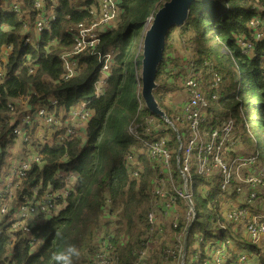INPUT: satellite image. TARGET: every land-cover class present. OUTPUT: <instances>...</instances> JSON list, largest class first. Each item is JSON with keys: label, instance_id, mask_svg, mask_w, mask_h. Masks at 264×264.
Masks as SVG:
<instances>
[{"label": "trees", "instance_id": "1", "mask_svg": "<svg viewBox=\"0 0 264 264\" xmlns=\"http://www.w3.org/2000/svg\"><path fill=\"white\" fill-rule=\"evenodd\" d=\"M35 1L22 0L20 16L0 9V54L6 47L11 48L7 59L0 62V175L12 163L11 147L15 144L16 149L24 152L26 160L31 161L30 169L16 189L18 202L33 201L31 190L34 187L41 195L49 186L54 191L60 190L64 185L63 178L58 176L60 172L74 173L76 181L73 191L57 200L49 217L33 219L32 238H24L23 232L14 229L12 222L4 225L0 222V264H54L52 255L69 245H75L80 251L79 257H73V264H92L97 251L93 241L101 227L105 234L113 235L109 240L115 249L117 264H132L140 256L142 243L150 230L147 208L155 201L151 192L159 173V166L151 160L146 144L158 139L165 141L170 152L172 180L164 179L166 188L174 193V188L182 184L176 169L178 142L174 131L160 117L142 107L140 96L136 94L115 113L105 137L104 129L121 95L133 37L140 35L148 20L169 0H119L118 24L100 34L95 50L77 57L79 69L68 82L60 81L63 68L59 55L71 50L72 34L77 26L93 20L84 9L96 2L75 6L77 0H58L55 20L41 35L40 43L37 47H25L23 22L27 19L33 24L35 21L38 15ZM263 6L264 0H194L183 26L173 27L167 34L164 54L174 43L179 55L173 57L178 58V62L168 67L163 55L156 76L157 89L153 92L159 108L172 119L178 109L176 93L181 92L185 79L181 83L180 78L190 61L185 50L194 60L198 83L207 76H218L221 81L218 98L208 100L199 133L221 129L230 120L239 149L230 152L227 161L232 164L237 156L257 155V164L250 173L253 175L264 174V40L255 41L249 23L254 18H264ZM51 41L54 45H50ZM240 41L252 43L248 54L241 52ZM108 54L116 55L108 85L105 94L95 99L94 84L100 75V59ZM134 78L133 74V82ZM160 93H167L171 108L163 104ZM24 95L31 96L32 103L53 97L59 101L64 114L72 106L88 105L93 116L87 125L85 140H76L65 130L54 131L50 138H37L27 145L13 138L7 105ZM130 127L137 136L129 133ZM186 128L183 124V128L178 129L183 141ZM32 154L39 160H31ZM129 157L133 161L128 160ZM180 158L182 167V155ZM190 163L189 190L196 219L187 235L185 264H193L188 259L190 248L196 251L195 264H204L205 260L212 263L211 249L222 240L228 242L227 264H238L239 256L248 253L258 256L261 264L263 255L245 239L243 223L225 218L228 211L249 206L246 198L241 199L236 194L237 180L233 178L222 192V178L217 168L211 167L210 174L200 175L194 160ZM134 169L138 170L136 176L132 174ZM199 186L202 198L197 193ZM16 200L12 201L9 213ZM176 202L178 209H184V200L178 198ZM5 203L0 196V208ZM187 225L183 215L177 228L154 237L141 264H180L181 248L178 259L166 258L163 252L164 247L179 244L178 238ZM113 259L114 255L111 261ZM248 264L254 262L250 259Z\"/></svg>", "mask_w": 264, "mask_h": 264}, {"label": "built area", "instance_id": "2", "mask_svg": "<svg viewBox=\"0 0 264 264\" xmlns=\"http://www.w3.org/2000/svg\"><path fill=\"white\" fill-rule=\"evenodd\" d=\"M53 1H35L34 8L38 15L33 24L27 19L23 22V46L37 47V44L40 43L41 35L49 30V26L55 20V17L52 13L46 14L44 6L51 4ZM90 1L92 0H77L75 6ZM95 2V5L84 9L93 20L89 24H79L77 26L71 50L59 56L63 68V73L60 77V81L62 82H68L76 75L79 69V62L76 61L75 56L84 50H95L99 42L100 34L107 27L116 26L115 24H118L120 20L117 9L119 0H95ZM0 5L5 7L10 13L17 14L18 16L21 15L22 0H0ZM249 26L253 31L255 41L264 40V18H254L250 21ZM51 43L54 42L51 41ZM239 46L241 52L244 54H248L252 49V43L245 41H240ZM10 49V47H6L1 52V63L7 59ZM185 53L188 54L186 50ZM115 57V54H108L101 57L102 66L100 75L94 84L95 99H99L105 94L110 76L111 63ZM190 59L191 61L185 73L184 84H182V90L176 93L177 106L180 110V118H177V120H181L183 124L187 122L190 125V140L184 152H182V146L180 145L179 154L183 157V166L181 167L180 162L179 165L176 163V169L178 170L182 184L174 188V193H170L166 189L164 178L171 181L172 171L170 167V152L165 146V141L160 139L146 144L151 160L159 166V173L154 181L151 192L155 197V201L147 208V220L150 225V230L142 243L143 248L140 256L132 264H141V261L146 256L147 250L152 247L153 238L162 234L165 230L177 228L178 221L184 215L188 225L185 232L178 238L179 244L164 247L166 250L163 252L166 258L178 259L181 248V264L184 240L186 239L187 241V235L190 230L187 232V229L191 225L194 212L196 213L193 201L189 202L183 191V182L186 181L190 193L188 172L191 168V160H194V165L200 175L210 174L211 167L218 169L220 177L222 178V192L226 190L233 178L237 180L238 186L236 188V194L241 199L246 198L249 206L228 211L225 214V218L234 222L243 223L245 239L252 247L261 251L263 255L261 264H264V174H250L253 167L257 164V155L254 154L237 156V159L234 161L236 164L228 163V154L239 149V142L236 144L232 135V122L230 120L221 129H215L211 133L206 131L199 133V126L205 116L208 100L218 98L217 91L221 81L219 77H215L207 81L205 85L198 83L195 79L196 70L194 60L192 57ZM29 72L32 73V69ZM0 76H2L1 67ZM1 81L2 79H0V83ZM31 99V96L24 95L11 100L7 105L8 115L11 117L10 133L13 138L27 145L35 141L43 131L49 135L46 138L48 139L54 131L65 130L70 136L76 138V140H85L87 125L93 116L88 105L79 104L72 106L64 114L59 108V101L53 97L37 100L33 103ZM129 133L137 136V133L131 127L129 128ZM197 150L198 154L196 156L195 153ZM22 153L24 152L22 151ZM20 155L22 156V154ZM30 159L35 161L39 160L33 154L30 156ZM130 159L129 157L128 160ZM130 161H133V159ZM30 165L31 161L26 159L18 162L12 161L10 164L3 181H6L5 186H2L5 192L1 198L6 200L2 211L5 212L7 203L17 199L16 189L19 187L20 181L25 178L26 173L30 169ZM246 173L249 174L245 175ZM132 174L136 176L138 170L134 169ZM184 174L186 178H183ZM58 176L63 178L64 182L60 190L54 191L49 186L45 193L41 195L39 189L34 187L31 190L34 198L33 201L20 203L16 200L14 202V206L10 212V215L14 219L12 225L18 224V227L14 229L23 232L24 238H32V223L35 217H49L55 209L57 200L65 198L69 192L73 191L76 175L70 172H60ZM178 198L184 200V209L177 208L176 200ZM222 229L225 230L224 227ZM227 243V241L222 240L214 246L210 252L212 263L205 260L204 264H227L229 261L226 247ZM96 245L97 251L93 254L92 264H113V261H111L113 254L109 249L105 245ZM257 254L260 256L259 252ZM250 259L254 264H260L259 257L251 253L241 254L238 258V264H248Z\"/></svg>", "mask_w": 264, "mask_h": 264}, {"label": "water", "instance_id": "3", "mask_svg": "<svg viewBox=\"0 0 264 264\" xmlns=\"http://www.w3.org/2000/svg\"><path fill=\"white\" fill-rule=\"evenodd\" d=\"M194 0H169L154 14L150 25L146 28L142 39V60L139 85L141 89V101L144 108L161 118L176 134L180 144L179 131L165 112L159 108L155 101L153 92L157 89L156 76L158 67L163 60L165 42L168 32L173 27H182L187 20L189 10ZM180 154H176V163L179 165ZM183 178H186L184 174ZM183 190L189 202H192L186 181L183 182ZM196 219L194 212L191 225ZM191 225L188 227L190 229ZM181 264H185L186 239L184 240Z\"/></svg>", "mask_w": 264, "mask_h": 264}, {"label": "rangeland", "instance_id": "4", "mask_svg": "<svg viewBox=\"0 0 264 264\" xmlns=\"http://www.w3.org/2000/svg\"><path fill=\"white\" fill-rule=\"evenodd\" d=\"M58 2H59L58 0H54L51 4H48V5L44 6V11L46 12V14L47 13L48 14L52 13V14H54V17H55V10L57 8ZM0 9H3L6 13H8L7 10L1 5H0ZM150 23H151V20H148V22L146 23L144 29L141 31L140 35H137V36L133 37L134 39H133V42H132V45H131V48H130V52H129L127 58H126V65H125V71H124V82L122 84L121 95L118 98L116 104L114 105V107L112 108V110L110 111V113H109V115L107 117L105 129H104V137L108 135L109 127L113 123L114 115H115L116 112L121 111V109L123 107V103L127 99H129L131 96H133V94H136V96H140V94H141L140 92H141L142 86L139 85V78H140V74H141L142 39H143L144 32H145L146 28L150 25ZM75 35H76V31L73 32V34H72V45L74 43ZM50 45H54V43H50ZM88 51L89 50H84L82 53L88 52ZM170 51L171 50H168L164 54V56H165V60H166V63L168 65V67L172 68L173 64L178 62V58L173 57L172 54L170 53ZM82 53H80L79 55L75 56V59H76L77 62H78L77 57L80 56ZM187 55L189 56V59L192 57V55L189 54V53ZM101 60L102 59H100L101 66H102V61ZM113 61H114V59H113ZM113 61L111 63V66L113 64ZM190 61H191V59H190ZM190 61H189V63H190ZM185 73H186V71L183 72L182 78H180L181 83L183 82V78H185ZM133 74L135 75L134 82H133ZM215 77H218V76L210 75V76L205 77L202 80L201 85H205L207 81H209L211 79H214ZM0 79H2V76H0ZM170 82H172V81H170ZM182 84H184V82ZM219 88H220V86H219ZM178 91H180V89ZM218 91H219V89H218ZM218 91H217V95H218ZM160 94L162 95L163 104H165L166 107L171 108L172 101L170 99H169L170 101L168 100L167 93H160ZM140 99H141V96H140ZM177 103H178V101L176 102L175 106H177ZM142 107H144L143 104H142ZM170 118H171V113H170ZM177 118H180V110L179 109L175 113H173L172 119H170V120L176 124V126H177L176 128L177 129H180V128L182 129L183 128V123L181 122V120H177ZM176 121H178L180 123H177ZM185 124L187 125V128L185 130V132H186L185 133V141H183L181 139L180 133H179L180 141H181L182 144L179 143V141H178V139L176 137L177 142H178L177 152L179 151V153H180V145L182 146V152H184L185 148L188 145L189 140H190V135H189L190 125L187 122H185ZM147 136H148V134H147ZM175 136H176V134H175ZM158 140H160V139H158ZM12 145H15V144H12ZM11 151H12V149H11ZM197 154H198V150L196 151L195 155L197 156ZM20 157H22V156L20 155ZM3 172L6 174L7 170H5ZM5 182L0 183V186H5ZM166 189H167L168 192H170L168 188H166ZM4 192L5 191L3 190V188L0 187V196H2ZM197 193H198V196L200 198L203 197V191H202L201 186H199L197 188ZM11 207H12V202H9V203L6 204L5 212L2 211L3 206H2V208H0V222L3 225L4 224H9L12 221H14L13 216L10 215V213H9ZM17 227H18V224H14L13 228H17ZM112 236H113L112 234L111 235L105 234L104 231H103V227H101L99 232L95 235L93 242H94V244H98L100 246L105 245L107 247V249H109V251L114 255L113 264H117L115 249H114L112 243L109 242V238H111ZM210 240H213V238H211ZM195 255H196V251L193 248H190L189 249V258L188 259L192 260L193 264H195V262H196V260L194 258Z\"/></svg>", "mask_w": 264, "mask_h": 264}, {"label": "clouds", "instance_id": "5", "mask_svg": "<svg viewBox=\"0 0 264 264\" xmlns=\"http://www.w3.org/2000/svg\"><path fill=\"white\" fill-rule=\"evenodd\" d=\"M79 256V249L75 245H69L64 251L54 253L51 260L54 264H73V257Z\"/></svg>", "mask_w": 264, "mask_h": 264}, {"label": "crops", "instance_id": "6", "mask_svg": "<svg viewBox=\"0 0 264 264\" xmlns=\"http://www.w3.org/2000/svg\"><path fill=\"white\" fill-rule=\"evenodd\" d=\"M170 53L172 54V56H174L175 54H178V50L177 48L175 47L174 43H173V46H172V49L170 51ZM179 55V54H178ZM49 135L45 134V132L43 131L41 133V135L38 137L42 140L46 139ZM12 149V152H11V158H12V161L13 162H18V161H21V160H24L26 159L25 157V154L22 153L21 151H19V149H16V145H13L11 147ZM20 154H22V157H20ZM6 176L5 173L1 174L0 175V181H4V177Z\"/></svg>", "mask_w": 264, "mask_h": 264}]
</instances>
